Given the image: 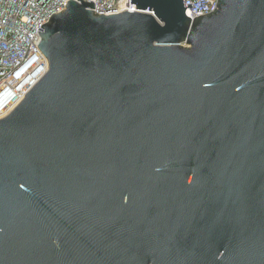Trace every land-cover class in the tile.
<instances>
[{"label":"water","instance_id":"1","mask_svg":"<svg viewBox=\"0 0 264 264\" xmlns=\"http://www.w3.org/2000/svg\"><path fill=\"white\" fill-rule=\"evenodd\" d=\"M79 1L0 119V264H264V0Z\"/></svg>","mask_w":264,"mask_h":264},{"label":"built area","instance_id":"2","mask_svg":"<svg viewBox=\"0 0 264 264\" xmlns=\"http://www.w3.org/2000/svg\"><path fill=\"white\" fill-rule=\"evenodd\" d=\"M69 0H0V119L9 115L47 72L48 60L38 47L41 26L63 13ZM80 2L79 0H75ZM95 3L97 15L126 10L128 0H84ZM192 21L214 10L217 0H183ZM218 9V7H216ZM42 29L43 31L39 30Z\"/></svg>","mask_w":264,"mask_h":264}]
</instances>
